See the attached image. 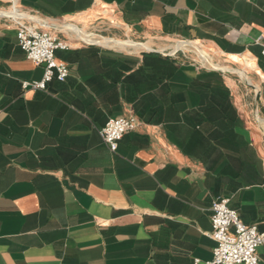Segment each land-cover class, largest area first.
I'll list each match as a JSON object with an SVG mask.
<instances>
[{
  "label": "crops",
  "instance_id": "1",
  "mask_svg": "<svg viewBox=\"0 0 264 264\" xmlns=\"http://www.w3.org/2000/svg\"><path fill=\"white\" fill-rule=\"evenodd\" d=\"M14 4L105 36L187 40L245 65L264 117V57L256 44L264 0ZM9 6L0 0V10ZM15 29L0 16V264L209 260L215 242L205 232L218 197L264 231V142L232 77L157 50L69 38L70 48L55 52L68 77L45 91L22 90L21 81L40 80L43 67L26 59ZM129 116L139 125L111 153L99 130L108 118ZM258 254L264 264V246Z\"/></svg>",
  "mask_w": 264,
  "mask_h": 264
},
{
  "label": "built area",
  "instance_id": "2",
  "mask_svg": "<svg viewBox=\"0 0 264 264\" xmlns=\"http://www.w3.org/2000/svg\"><path fill=\"white\" fill-rule=\"evenodd\" d=\"M2 11L8 12L9 17L5 18L14 22L17 44L26 59L43 67L40 80L21 81L22 90L45 91L50 81L63 82L69 75V68L56 58L55 52L68 50L70 40L61 37L55 29L43 27L41 22L17 17V14H32L43 19L19 10L14 0H10L9 8ZM256 44L264 57V36L258 38ZM138 125L139 121L134 116L108 118L99 130L101 141L111 153H115L123 136L134 131ZM229 203L228 197H218L211 202V230L205 235L215 242V246L209 260L194 258L193 264H261L258 249L264 246V231H260L256 225L245 224Z\"/></svg>",
  "mask_w": 264,
  "mask_h": 264
},
{
  "label": "rangeland",
  "instance_id": "3",
  "mask_svg": "<svg viewBox=\"0 0 264 264\" xmlns=\"http://www.w3.org/2000/svg\"><path fill=\"white\" fill-rule=\"evenodd\" d=\"M50 23H53V22H50ZM54 23H56L57 25L58 24H60V25L62 24V22H54ZM67 29L70 30V31H78V32L85 33L88 40L96 39V40H99V41H102V42H107V43H110V44H118V43H120L121 45H129L131 42H128V41H131V40L135 41V42L144 43V44L149 45V47L151 49L157 50V51H159L160 53H163V54L171 53L173 51V46L175 45V43L177 41H179V40L176 39V40H161L159 42H148L147 40H140L138 38L128 37V36H120V35L119 36H114V35L113 36L112 35L111 36H105L104 34H101L100 32H96V33L95 32H90L86 28L85 29L82 28L80 30H76V29L70 27V28H67ZM57 31L61 35L63 34L61 32H64L62 30H57ZM67 34H68V36H70V37H66L67 39L73 38V39L76 40V38L73 35H70V33H67ZM97 35L102 36V37H110V38H113V40L121 39L122 41H120V40L110 41V40H108L106 38H104V39L100 38ZM63 38H65V37H63ZM197 46L200 47L203 50L202 51L203 53H206L209 56L210 61L213 64L217 65V64L220 63V65H225V66H229V67H232V68H236V66H234V65L227 64L224 61V58L219 57L218 55L208 51L207 49L203 48L202 46H199V45H197ZM193 49H191V48L190 49H179L174 54H172L171 56H168V57L175 58L179 62H181L182 64H190V65L194 66L195 68H197L199 70H211V66H209L208 64H202V62L199 59L197 53ZM140 50L141 49H138V50L125 49L124 51L133 53V52H140ZM244 66L245 65H241V67H237V68H240V70L242 71V70H245ZM219 73H221V72H219ZM246 73H247V71H246ZM221 74L227 75L228 77H232L236 81L237 86H238L237 91H238L239 95L242 97V104H243V107H244V109L246 111V114L249 116V120L251 122H253V124L257 127V132L261 135L262 140L264 142V125L263 124L262 125L259 124V122L257 120V117L255 115V105H256L255 91L252 88H250L247 85V83H245V81L242 78L239 77L240 75L238 76L237 74H232V73H229V74L228 73H221ZM260 115H261L262 119H264V117L262 116L261 113H260Z\"/></svg>",
  "mask_w": 264,
  "mask_h": 264
},
{
  "label": "bare ground",
  "instance_id": "4",
  "mask_svg": "<svg viewBox=\"0 0 264 264\" xmlns=\"http://www.w3.org/2000/svg\"><path fill=\"white\" fill-rule=\"evenodd\" d=\"M57 29H60V30H62V31H65V32H69L70 34H72L74 37H75V35L78 37V38H80L81 40H83V41H85V42H94V43H96V44H98V45H101V46H105V47H111V48H117V49H119V50H125V49H133V50H138V49H145V48H150V47H148L146 44H136V42L135 41H128V42H131L129 45H121L120 43H118V44H110V43H107V42H102V41H99V40H96V39H90V40H88L87 39V36H86V34L85 33H82V32H78V31H70V30H68L67 28H70V27H72V28H74V29H76V30H80V28L79 27H77L76 25H72V24H67V23H62L61 25L60 24H56V23H52ZM70 26V27H69ZM85 32V31H84ZM94 35V34H93ZM101 38V37H100ZM103 39L104 38H106V37H102ZM106 39H108V38H106ZM109 40V39H108ZM117 40H121V39H115V40H110V41H117ZM191 46V47H190ZM174 47V46H173ZM194 49H193V48ZM174 48H179V49H193L196 53H197V55H198V57H199V59L201 60V62H202V64H210L213 68H216V69H219V70H221V71H223V72H225V73H232V74H237L240 78H242L244 81H245V83H247V85L248 86H251V85H253L252 84V81L250 80V78H249V76H248V74L246 73V71L245 70H240V68H232V67H229V66H225V65H220V63L219 64H217V65H215V64H213L211 61H210V58H209V56L206 54V53H203L202 51V49L200 48V47H198L197 45H195V44H193V43H191V44H181L180 46H175ZM244 71V72H243ZM245 73V74H244ZM257 117V120H258V122H259V124L260 125H264V119H262V117H260V116H256Z\"/></svg>",
  "mask_w": 264,
  "mask_h": 264
},
{
  "label": "water",
  "instance_id": "5",
  "mask_svg": "<svg viewBox=\"0 0 264 264\" xmlns=\"http://www.w3.org/2000/svg\"><path fill=\"white\" fill-rule=\"evenodd\" d=\"M0 16L1 17H9V14H8V12H5V11H2V10H0ZM17 17H19V18H27V19H34L35 21H37V22H41V25L43 26V27H45V28H51V29H55V30H60V29H57L52 23H50V22H47V21H44L43 19H40L39 17H37V16H35V15H32V14H17ZM72 25H74V24H72ZM98 37H101L102 38V36H99V35H97ZM75 38H76V40H78L79 42H83V43H87V44H94V45H98V44H96V43H94V42H85V41H83V40H81L80 38H78L76 35H75ZM106 38H108L109 40H113V38H110V37H106ZM186 43V44H191V42L190 41H187V40H180V41H178V42H176L175 44H178V43ZM136 43H138V44H143V43H140V42H136ZM143 50H145V51H147V52H155L156 50H154V49H151V48H145V49H143ZM178 49H175V50H173L171 53H169V54H163V53H161L162 55H164V56H171L174 52H176ZM208 64V63H207ZM209 66H211L210 64H208ZM211 70L212 71H216V72H221V73H225V72H223V71H221V70H219V69H216V68H213L212 66H211ZM250 88H252L254 91H255V95H256V105H255V115L257 116H260L261 117V115H260V110H259V89L256 87V86H254V85H251V86H249Z\"/></svg>",
  "mask_w": 264,
  "mask_h": 264
}]
</instances>
